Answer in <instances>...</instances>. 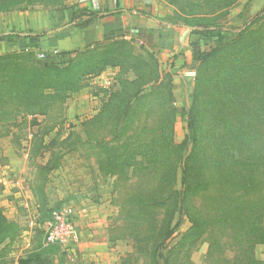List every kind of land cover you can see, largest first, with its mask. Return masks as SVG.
Returning a JSON list of instances; mask_svg holds the SVG:
<instances>
[{
	"label": "rangeland",
	"instance_id": "374dc122",
	"mask_svg": "<svg viewBox=\"0 0 264 264\" xmlns=\"http://www.w3.org/2000/svg\"><path fill=\"white\" fill-rule=\"evenodd\" d=\"M38 1L35 6L25 9L23 4L14 11L19 9L18 12L43 16L60 12L68 5V1L62 6L47 5V0ZM157 5L161 8L156 14H160L167 25L162 29L159 44L151 51L144 49L135 38L102 43L94 49L102 53L96 59L99 64L96 72L82 80L79 90L65 93L60 100L44 108V115L32 116L14 103L0 108V213L10 223L0 244V264H19L26 259L31 264H241V249L232 245L238 254L235 259L227 247L230 245L228 236L224 241L225 254L212 257L207 234L198 242L187 241L185 237L192 224L178 209L173 226L177 222L180 225L165 248H159V239L154 236L157 232L147 230V223L142 222L145 217H134L130 212L133 205L130 197L139 192L145 182L126 181L125 176H114L99 169V145L113 143L127 115L131 117L133 105L123 110L119 106L125 100L121 93L127 83L138 81L131 90L147 96L155 93L158 83L172 82L176 139L186 146L188 156L192 147L188 136L189 118L201 64L197 55L206 53L209 44L217 46V41L225 45L239 44L240 40L243 45L264 41V0H240L226 14L216 17L215 26L224 31L210 40L193 36L191 32L195 28L188 26L193 24V19L183 18L167 1L158 0ZM67 24L64 20L58 22L62 26ZM68 33L62 34L63 46L52 49L57 55L67 54L78 38V34ZM83 50L74 48L69 56L73 59L84 53ZM151 58L158 65L152 79L151 71L144 72L146 66L154 65ZM115 95H118L114 100L119 117L112 113L113 105L106 107ZM153 110L139 112L138 122L142 125L147 122L144 136L149 131L152 133L159 120L160 112ZM149 114L152 122L146 117ZM134 126L141 131L140 125ZM181 180L179 170L177 191L181 190ZM155 184L157 182L152 186ZM63 208L74 211L75 235L65 245L50 246L45 223L57 209ZM163 218L161 211L149 222ZM132 219H141V229L133 227ZM96 242L103 243L101 248L93 245ZM253 257L264 262V242L255 244Z\"/></svg>",
	"mask_w": 264,
	"mask_h": 264
},
{
	"label": "trees",
	"instance_id": "16d2710c",
	"mask_svg": "<svg viewBox=\"0 0 264 264\" xmlns=\"http://www.w3.org/2000/svg\"><path fill=\"white\" fill-rule=\"evenodd\" d=\"M47 1V5L62 6L68 0ZM165 1L183 18L193 19V24H188L195 28L191 32L193 36L210 40L224 31L215 26L214 19L226 14L240 0ZM38 3V0H0V13L14 11L23 4L27 9ZM79 16H88L91 22L96 18L90 12L77 13L75 18ZM113 41L116 40L106 43ZM101 44L85 47L84 53L73 59L70 53L54 55L50 49L21 48L5 52L0 56V108L14 103L32 116L44 115V108L65 93L79 90L82 80L96 72L99 66L96 59L102 53L94 49ZM216 44H209L206 53L197 55L201 64L189 118L190 154L186 155V146L176 139L172 82L158 83L155 93L144 96L131 90L138 84L135 81L126 84L121 93L125 100L119 105L121 110L133 105L131 117L127 115L113 143L99 145V169L125 176L126 181L145 182L130 197L133 204L130 212L134 217H145L142 222L147 223V230L157 232L154 236L159 239V248H165L180 225L177 222L173 226L178 209L192 224L185 239L198 242L207 234L211 257L225 254L223 247L228 236L227 247L235 259L238 254L232 245L241 249V264H264L253 257L255 244L264 242V41L248 45H243L242 40L239 44L225 45L219 41ZM40 53L46 57L40 59ZM31 56L35 58L30 59ZM151 61L155 66L144 67V72L151 71L152 79L158 65L154 58ZM116 97L112 96L106 107L113 105L112 113L119 117ZM153 108L160 112V117L152 133L149 131L144 136L147 122L144 125L138 122L139 112L146 109L151 113ZM146 117L152 122L150 114ZM134 125H140L141 131L135 130ZM179 170L182 180L181 190L177 191ZM154 182L157 185L152 186ZM161 211L164 218L150 223ZM141 219H132L134 228L141 229ZM9 227L10 223L0 213V244ZM19 264H31V261L26 259Z\"/></svg>",
	"mask_w": 264,
	"mask_h": 264
},
{
	"label": "crops",
	"instance_id": "0c3cea01",
	"mask_svg": "<svg viewBox=\"0 0 264 264\" xmlns=\"http://www.w3.org/2000/svg\"><path fill=\"white\" fill-rule=\"evenodd\" d=\"M157 2L158 0H68L65 9L50 15L1 12L0 55L21 48L32 49L31 51L59 49L63 46L62 34L68 32L78 34V38L67 53L74 48L82 49L96 43H106L110 39L131 38L139 39L144 49H153L159 44L162 29L167 25L166 20L163 21L160 19L162 16L156 14L161 8ZM80 12L94 13L96 18L93 22L88 16L75 18ZM61 20L68 24L58 25ZM88 21L89 25L85 26ZM79 25H84L85 28L79 29ZM93 245L98 249L103 243L96 242Z\"/></svg>",
	"mask_w": 264,
	"mask_h": 264
},
{
	"label": "built area",
	"instance_id": "2783aa9c",
	"mask_svg": "<svg viewBox=\"0 0 264 264\" xmlns=\"http://www.w3.org/2000/svg\"><path fill=\"white\" fill-rule=\"evenodd\" d=\"M57 55V51H53ZM40 59L46 57L45 53L38 55ZM74 211L71 208L57 209L51 220L47 221L44 230L47 235L48 245H65L75 235Z\"/></svg>",
	"mask_w": 264,
	"mask_h": 264
},
{
	"label": "water",
	"instance_id": "95a60500",
	"mask_svg": "<svg viewBox=\"0 0 264 264\" xmlns=\"http://www.w3.org/2000/svg\"><path fill=\"white\" fill-rule=\"evenodd\" d=\"M189 30H193L192 28H188ZM59 30H61V29H59Z\"/></svg>",
	"mask_w": 264,
	"mask_h": 264
}]
</instances>
